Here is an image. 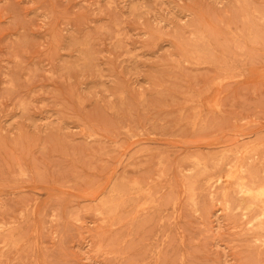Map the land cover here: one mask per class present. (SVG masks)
<instances>
[{
  "label": "rangeland",
  "instance_id": "374dc122",
  "mask_svg": "<svg viewBox=\"0 0 264 264\" xmlns=\"http://www.w3.org/2000/svg\"><path fill=\"white\" fill-rule=\"evenodd\" d=\"M0 264H264V0H0Z\"/></svg>",
  "mask_w": 264,
  "mask_h": 264
},
{
  "label": "bare ground",
  "instance_id": "6f19581e",
  "mask_svg": "<svg viewBox=\"0 0 264 264\" xmlns=\"http://www.w3.org/2000/svg\"><path fill=\"white\" fill-rule=\"evenodd\" d=\"M261 216H262V215H261ZM261 216H260V217H261ZM253 227H254V226H253Z\"/></svg>",
  "mask_w": 264,
  "mask_h": 264
}]
</instances>
